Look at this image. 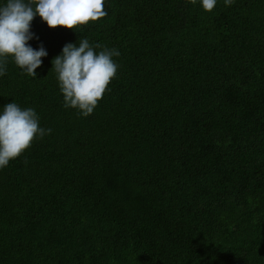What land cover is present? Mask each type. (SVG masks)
<instances>
[{"label": "trees", "instance_id": "1", "mask_svg": "<svg viewBox=\"0 0 264 264\" xmlns=\"http://www.w3.org/2000/svg\"><path fill=\"white\" fill-rule=\"evenodd\" d=\"M105 8L79 32L36 17L38 76L0 77V106L52 129L0 170V264H264V0ZM80 36L121 52L88 117L51 70Z\"/></svg>", "mask_w": 264, "mask_h": 264}, {"label": "clouds", "instance_id": "2", "mask_svg": "<svg viewBox=\"0 0 264 264\" xmlns=\"http://www.w3.org/2000/svg\"><path fill=\"white\" fill-rule=\"evenodd\" d=\"M206 12H211L219 0H191ZM231 6L234 0H223ZM108 15L105 0H0V77H4L11 61L22 73L38 76L48 51L41 43L34 48L30 41L39 40L32 31V22L39 17L49 28L58 26L79 32V26ZM90 43L80 36L68 42L52 60L63 106L74 108L82 117L94 112L110 81L117 75L119 49ZM51 128L40 125L33 107H21L17 102L0 106V170L19 157L35 139L51 134Z\"/></svg>", "mask_w": 264, "mask_h": 264}]
</instances>
